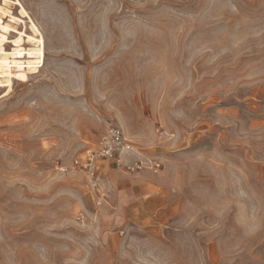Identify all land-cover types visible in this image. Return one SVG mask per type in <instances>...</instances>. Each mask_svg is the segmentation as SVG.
Returning a JSON list of instances; mask_svg holds the SVG:
<instances>
[{
	"label": "rangeland",
	"instance_id": "obj_1",
	"mask_svg": "<svg viewBox=\"0 0 264 264\" xmlns=\"http://www.w3.org/2000/svg\"><path fill=\"white\" fill-rule=\"evenodd\" d=\"M19 1L44 62L0 91V264H264V0ZM110 124L161 166L101 162L98 206L71 161Z\"/></svg>",
	"mask_w": 264,
	"mask_h": 264
},
{
	"label": "bare ground",
	"instance_id": "obj_2",
	"mask_svg": "<svg viewBox=\"0 0 264 264\" xmlns=\"http://www.w3.org/2000/svg\"><path fill=\"white\" fill-rule=\"evenodd\" d=\"M12 7L17 11V17L12 14ZM19 25L27 26L29 34L18 31ZM11 34L15 36L12 39ZM43 62V36L26 8L19 0H0V91L5 88L9 92L16 78L36 73Z\"/></svg>",
	"mask_w": 264,
	"mask_h": 264
},
{
	"label": "built area",
	"instance_id": "obj_3",
	"mask_svg": "<svg viewBox=\"0 0 264 264\" xmlns=\"http://www.w3.org/2000/svg\"><path fill=\"white\" fill-rule=\"evenodd\" d=\"M132 151L130 142L125 138L123 131L117 125L110 124L97 145L92 150H86L71 161V168L86 175L89 189L95 194L98 206L107 204L108 193L101 187L98 176L99 162H109L113 167H126L130 174L138 173L145 169L158 171L161 164L158 161L143 162L135 160L132 164L125 166L122 156L128 157ZM61 172L68 169L59 167Z\"/></svg>",
	"mask_w": 264,
	"mask_h": 264
},
{
	"label": "crops",
	"instance_id": "obj_4",
	"mask_svg": "<svg viewBox=\"0 0 264 264\" xmlns=\"http://www.w3.org/2000/svg\"><path fill=\"white\" fill-rule=\"evenodd\" d=\"M101 162H105V161H100L99 162V166H100ZM115 196H116V198L115 197L113 198V202H115V203H117V196H119V197H121L123 199V203H122L121 206L134 203L140 197L139 194H136V193L132 192L131 189H129L127 187H121L118 190V193Z\"/></svg>",
	"mask_w": 264,
	"mask_h": 264
}]
</instances>
